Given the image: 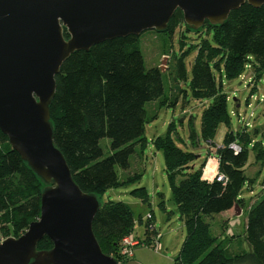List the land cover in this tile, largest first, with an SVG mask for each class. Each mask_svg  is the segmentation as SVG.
<instances>
[{"label": "trees", "instance_id": "16d2710c", "mask_svg": "<svg viewBox=\"0 0 264 264\" xmlns=\"http://www.w3.org/2000/svg\"><path fill=\"white\" fill-rule=\"evenodd\" d=\"M181 26L185 27L180 36L181 44L185 43V32L198 34L200 40L194 44L197 53L190 78L185 62L187 50L173 56V81L189 79V89L196 99L211 100L202 113L201 136L205 141L214 143L220 123L224 122L229 129L216 149L217 172L223 174L225 180H218L216 175L205 177L201 167L191 166L199 155L177 145L172 135L175 122L164 135L153 138L155 147L164 153L168 182L186 229L174 262L264 264V195L248 207L242 196L243 188L250 189L253 183V178H248L244 170L249 145L253 143L257 159L263 158L264 150L253 142L246 126L237 131L230 128L228 95L222 81L223 77L236 78L246 68H251L252 92L255 90L264 73V4L254 7L245 3L232 10L222 24L206 21L196 30L186 24L178 9L167 30L162 32L172 39ZM204 33L210 35V39L204 37ZM64 35L69 37L66 29ZM140 37H119L96 44L87 51L72 53L56 75V91L50 105L56 146L81 190L96 194L101 202L93 220L94 234L102 251L122 264L132 259L120 253L121 241L135 230L136 222H145L144 241L148 245L151 244L150 234L157 229L152 219L144 221L142 214L136 219L127 203L102 201L101 196L110 187L140 177L141 174L135 173L121 180L117 168H129L130 156L137 144L141 149L146 144L145 124L151 117L146 103L152 100L167 103L168 100L161 67H145ZM191 136L194 138V132ZM104 137L110 139L111 153L107 156H103L100 145ZM233 143L241 147L238 152L231 147ZM45 186L0 129V231L3 238L20 236L31 222L39 219ZM132 193L143 202L150 200L146 187L135 188ZM235 206L248 210L244 236L249 245L247 251H231L227 237L214 235L207 221V217ZM148 223L154 226L151 232ZM52 247L53 241L48 236L37 244L38 250Z\"/></svg>", "mask_w": 264, "mask_h": 264}, {"label": "water", "instance_id": "95a60500", "mask_svg": "<svg viewBox=\"0 0 264 264\" xmlns=\"http://www.w3.org/2000/svg\"><path fill=\"white\" fill-rule=\"evenodd\" d=\"M245 3L264 0H0V129L46 184L39 219L0 241V264H122L94 234L98 196L81 190L54 141L50 105L63 62L107 40L165 31L178 9L196 30ZM44 236L53 247L38 250Z\"/></svg>", "mask_w": 264, "mask_h": 264}, {"label": "rangeland", "instance_id": "374dc122", "mask_svg": "<svg viewBox=\"0 0 264 264\" xmlns=\"http://www.w3.org/2000/svg\"><path fill=\"white\" fill-rule=\"evenodd\" d=\"M184 26H181L171 39L168 34L154 29L146 30L141 34V50L144 57L145 67L159 66L162 69V77L165 88V96L168 97L167 103H160L159 100H152L146 103L145 108L150 119L145 124L146 144L141 149L137 144L135 152L130 156V167L127 169L117 168L118 176L121 180L134 175L141 174L139 178L130 180L124 184L108 188L102 193L101 200H120L127 203L137 219L140 214L144 221L147 214L151 213L153 224L157 232L160 233L162 248L155 250L152 246L156 231L150 234L146 244L145 222L140 224L138 221L135 230L129 234L135 236L140 244L133 249L131 259L138 257L142 264H175L174 258L178 255L184 238L186 229L184 221L180 216L177 205L173 199V193L168 182L164 153L157 149L153 143V138L164 135L168 127L175 122L172 135L179 147L184 150L194 151L199 156L191 163L194 169L202 168L203 175L214 177L217 172L216 149L223 143L225 133L229 127L220 123L216 132L214 143L210 144L201 136V120L204 109L209 105L210 99H196L188 86L187 82L173 81V56L179 55L183 50H187L185 62L188 76H191L192 62L197 53L196 44L200 39L199 35L193 32H185L180 43V36ZM210 39V35L203 34ZM194 45L193 47H191ZM191 47V48H190ZM252 70L246 68L245 71L236 78H222L224 91L228 95V108L231 115L230 128L234 131L246 126L251 132L253 142H257L264 150V102L259 98L264 92V73L257 81L256 88L252 92L254 83L252 82ZM217 79H218V74ZM177 100V101H175ZM239 106H238V104ZM153 116V117H152ZM194 132V138L191 134ZM103 149V156L111 153L110 139L104 137L100 140ZM249 145L248 161L244 167L248 178H253L252 187L243 188L242 196L248 202L246 206L255 199H260L264 195V156L262 159L256 158V150ZM250 186V185H249ZM139 187H146L149 193V202L132 193V190ZM164 204H161V201ZM254 200V201H255ZM247 207L243 210L233 208L229 213L214 214L207 217L211 224L212 233L219 238L227 237L230 250L241 252L249 250V245L244 239L245 226L247 221ZM148 231L151 232V224L148 223ZM223 227L225 228L223 230ZM225 235H224V234ZM224 235V236H223ZM4 239L0 231V241ZM123 239V238H122ZM122 243V241H121ZM121 250V244H120ZM135 255V256H134ZM126 258L130 256L123 255ZM134 256V257H133Z\"/></svg>", "mask_w": 264, "mask_h": 264}, {"label": "built area", "instance_id": "2783aa9c", "mask_svg": "<svg viewBox=\"0 0 264 264\" xmlns=\"http://www.w3.org/2000/svg\"><path fill=\"white\" fill-rule=\"evenodd\" d=\"M259 101L261 102H264V92L262 93V95L257 98ZM231 147L236 151L238 152L241 147L237 144V143H233L231 144ZM217 176V179L218 180H225V176L223 174H220L218 172H216L215 174ZM152 217L151 213H148L147 214V220H150V218ZM151 229H154V226L153 224H151ZM160 233L157 232L153 238V242H152V246L155 250H160L162 248V245H161V242H160ZM140 242L138 239L135 238L134 235L132 234H127L123 237L122 239V243H121V250H120V253L122 255H127V256H130L132 255L133 253V249L136 245H139Z\"/></svg>", "mask_w": 264, "mask_h": 264}, {"label": "crops", "instance_id": "0c3cea01", "mask_svg": "<svg viewBox=\"0 0 264 264\" xmlns=\"http://www.w3.org/2000/svg\"><path fill=\"white\" fill-rule=\"evenodd\" d=\"M254 200H255V199H254ZM254 200H253V201H254ZM232 209H233V208H231V209H229V210H227V211H224V212H222V213H220V214H223V213H225V214H226V213L231 214L230 212L232 211ZM134 256H135V255H134ZM134 256H133V257H134ZM132 261H135V262H137V263H139V264H142V263H140L141 261H140V259H139L138 257H134V258H132Z\"/></svg>", "mask_w": 264, "mask_h": 264}]
</instances>
